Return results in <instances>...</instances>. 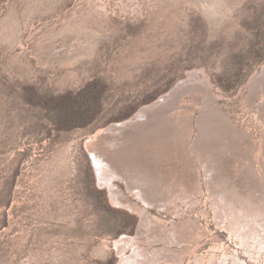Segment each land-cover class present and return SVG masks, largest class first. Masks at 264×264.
I'll return each instance as SVG.
<instances>
[{
    "label": "rangeland",
    "instance_id": "374dc122",
    "mask_svg": "<svg viewBox=\"0 0 264 264\" xmlns=\"http://www.w3.org/2000/svg\"><path fill=\"white\" fill-rule=\"evenodd\" d=\"M263 65L264 0H0V264L118 263L114 240L135 234L140 215L100 183L86 139L191 68L205 71L216 108L246 135L224 133L240 148L232 176L254 168L263 189L264 94L248 87ZM188 98L176 115L194 121L195 138L205 101ZM189 174L167 205H148L158 226L149 222L152 242L141 245L174 257L145 262L264 264V193L235 217L201 162ZM115 183L124 202L145 205ZM168 232L183 240H157Z\"/></svg>",
    "mask_w": 264,
    "mask_h": 264
},
{
    "label": "bare ground",
    "instance_id": "6f19581e",
    "mask_svg": "<svg viewBox=\"0 0 264 264\" xmlns=\"http://www.w3.org/2000/svg\"><path fill=\"white\" fill-rule=\"evenodd\" d=\"M248 87L255 94H264V65L262 71L252 77ZM192 94L202 95L205 101L202 113L196 121L200 130L195 138L189 135L194 121L187 115H182L181 118L176 115L184 106L189 105L188 97ZM215 98L205 71L191 68L168 91L142 105L129 118L101 127L87 137L86 144L100 183L108 187L116 202L126 204L140 215L135 234L124 233L114 240L120 258L117 264H147L145 261L160 263L162 259L174 257V251L167 246L154 247L149 252L146 246L141 245L152 240L154 235L150 232L158 224L148 210V205L158 204L157 202L160 206L167 205L170 186L192 181L189 171L199 162L207 172L209 185L212 188H221L222 203L226 204L224 206L232 214H236L235 217H245L250 213L245 204L246 199L262 201L264 188L259 184L254 168L251 174L241 172L235 175L236 178L232 176L228 158L229 155L239 152L240 148L238 139H226L224 133L228 135V130L237 131L244 137L246 135L229 126V119L216 108ZM258 114L264 119V99L259 104ZM244 150L246 148L243 145V156H247ZM225 174L232 176L227 183L223 181ZM211 177L214 180L210 181ZM116 180L124 182L128 190L145 205L136 208L131 202H124V192L115 183ZM152 220L156 222L155 226L149 223ZM148 227H153L150 232ZM156 238L164 241L166 245L175 243V239L183 240L182 235L177 232H168Z\"/></svg>",
    "mask_w": 264,
    "mask_h": 264
},
{
    "label": "trees",
    "instance_id": "16d2710c",
    "mask_svg": "<svg viewBox=\"0 0 264 264\" xmlns=\"http://www.w3.org/2000/svg\"><path fill=\"white\" fill-rule=\"evenodd\" d=\"M71 126H73L74 127V124H72ZM76 126V125H75Z\"/></svg>",
    "mask_w": 264,
    "mask_h": 264
}]
</instances>
